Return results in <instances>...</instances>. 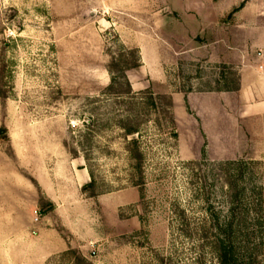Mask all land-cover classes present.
Returning <instances> with one entry per match:
<instances>
[{"label": "rangeland", "instance_id": "1", "mask_svg": "<svg viewBox=\"0 0 264 264\" xmlns=\"http://www.w3.org/2000/svg\"><path fill=\"white\" fill-rule=\"evenodd\" d=\"M263 37L264 0H0V126L14 153L1 134L0 264H78L69 247L91 264H219L226 236L264 264V119L235 108L230 127L201 106L219 127L201 143L177 113L190 92L224 90L222 71L239 86ZM134 48L132 90L115 94L111 70ZM41 197L57 218L39 214Z\"/></svg>", "mask_w": 264, "mask_h": 264}, {"label": "crops", "instance_id": "2", "mask_svg": "<svg viewBox=\"0 0 264 264\" xmlns=\"http://www.w3.org/2000/svg\"><path fill=\"white\" fill-rule=\"evenodd\" d=\"M254 46L259 50L258 57L256 58L254 63L247 62V64L244 63L240 66L238 90H217L218 92L211 91L195 93L190 92L186 94V97H184L183 102L185 107L183 108L180 105L177 113L179 114L182 122L185 121L184 124L192 129V133L194 132L195 134H198V136L201 138V143H207L206 127L211 129L212 132L216 128L219 129V127L214 125L213 123L204 124L203 118L201 116V106L206 107V111L208 108L210 109L208 111L213 113L218 111L221 112L223 115H225V119L227 120V123L230 127H232L233 120L231 110L235 108L237 112V118L244 120L264 119V37L256 41V43H254ZM229 53L223 54H225V56H232ZM233 99H235L234 104L236 105L235 107L232 106V108H230V106H227V101ZM186 110H189L190 113L187 114ZM184 115L186 116L184 117ZM196 127H198V130ZM217 133H219V130L217 131ZM256 135L260 136L261 140V142L258 144V149H260V146L264 151V127L263 129H257ZM207 145L205 146L206 152H208ZM202 153L203 152L201 151V153H199L198 155L200 156ZM198 155H195V157ZM209 155L213 158H224L216 157L210 153ZM86 173L88 174L87 170Z\"/></svg>", "mask_w": 264, "mask_h": 264}, {"label": "trees", "instance_id": "3", "mask_svg": "<svg viewBox=\"0 0 264 264\" xmlns=\"http://www.w3.org/2000/svg\"><path fill=\"white\" fill-rule=\"evenodd\" d=\"M243 4L244 3L242 2L239 6L235 7L232 12H236V11L240 10L243 7ZM129 54L131 55V59H132L131 63L123 64V66L120 67L119 72L116 73V75H115L114 71L111 70V81H110V84L108 85L107 89L113 90V92L115 94H126V93H130L132 90L130 82H129L125 72L127 69L139 67L140 62H139V58L137 56V49L136 48L129 50ZM125 55H126L125 53H120V58L122 59V57H124ZM121 62L124 63L125 61L122 60ZM221 80L224 81V84H225L224 90L236 91L239 89L238 85L236 87L231 86V84L229 83L230 79L224 71H222V73H221ZM218 90H221V89H218ZM5 128H6L5 126H0V135L1 134L4 135L3 139H4V142L6 143V146H7L5 152L8 155L13 157L12 154H14V153H13V148L10 144V137L8 135L4 134ZM137 131H138V129L136 127H133V128L128 129V131H126V134L127 135L128 134L129 135L130 134L135 135V133H137ZM129 143L131 146H134L132 148V156L137 161V167L140 168L139 166H140V163L142 161V155L138 149L137 140L133 137ZM95 185H96V183H95L94 178H91L88 183L83 185L82 190L86 191L87 189L92 188L93 191L90 192L89 196L90 197H96L98 193H96V191L94 190ZM38 204L40 206V213L50 214L52 216V218H57L56 212L54 210V205L51 201H49L48 199H46L44 197H41ZM59 227L60 226H58L57 230L61 233L63 231V229L59 228ZM229 229H231L230 225H229ZM66 252L70 253L72 255H75V261L78 264H82L84 262L86 264H91L90 262L85 261L81 256H79L76 253V251L74 249H72L71 247H69ZM217 259L219 261V264H251L249 260H245V259L243 260V259H240L238 257L237 251L235 250V246H234L233 242L229 239L228 236L218 240Z\"/></svg>", "mask_w": 264, "mask_h": 264}, {"label": "built area", "instance_id": "4", "mask_svg": "<svg viewBox=\"0 0 264 264\" xmlns=\"http://www.w3.org/2000/svg\"><path fill=\"white\" fill-rule=\"evenodd\" d=\"M39 214H41L40 211H39ZM36 218H37V217H36Z\"/></svg>", "mask_w": 264, "mask_h": 264}]
</instances>
